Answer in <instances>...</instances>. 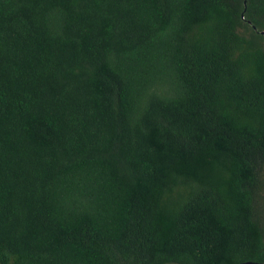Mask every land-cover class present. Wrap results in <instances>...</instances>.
Returning a JSON list of instances; mask_svg holds the SVG:
<instances>
[{"label":"trees","instance_id":"1","mask_svg":"<svg viewBox=\"0 0 264 264\" xmlns=\"http://www.w3.org/2000/svg\"><path fill=\"white\" fill-rule=\"evenodd\" d=\"M264 0H0V264L264 261Z\"/></svg>","mask_w":264,"mask_h":264},{"label":"water","instance_id":"2","mask_svg":"<svg viewBox=\"0 0 264 264\" xmlns=\"http://www.w3.org/2000/svg\"><path fill=\"white\" fill-rule=\"evenodd\" d=\"M260 32H264V29H262ZM235 264H264V261L244 260V261H240Z\"/></svg>","mask_w":264,"mask_h":264}]
</instances>
